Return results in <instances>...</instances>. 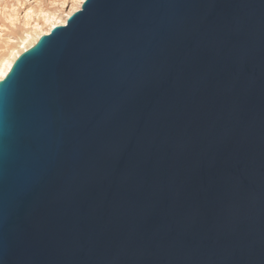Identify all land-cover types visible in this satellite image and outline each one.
<instances>
[{
	"label": "water",
	"instance_id": "water-1",
	"mask_svg": "<svg viewBox=\"0 0 264 264\" xmlns=\"http://www.w3.org/2000/svg\"><path fill=\"white\" fill-rule=\"evenodd\" d=\"M0 264H264V0H85L21 52Z\"/></svg>",
	"mask_w": 264,
	"mask_h": 264
},
{
	"label": "rangeland",
	"instance_id": "rangeland-1",
	"mask_svg": "<svg viewBox=\"0 0 264 264\" xmlns=\"http://www.w3.org/2000/svg\"><path fill=\"white\" fill-rule=\"evenodd\" d=\"M73 3L74 0H0V56L8 53L9 46L19 45L24 32L35 23L46 29L44 15L62 17L71 11Z\"/></svg>",
	"mask_w": 264,
	"mask_h": 264
},
{
	"label": "bare ground",
	"instance_id": "bare-ground-1",
	"mask_svg": "<svg viewBox=\"0 0 264 264\" xmlns=\"http://www.w3.org/2000/svg\"><path fill=\"white\" fill-rule=\"evenodd\" d=\"M85 0H74L72 9L67 14L63 15L62 17L57 16H48L44 15V25H47V28L44 29V27H40L38 23L34 24V27L31 28V30H26L23 34V36L20 38L21 43L19 45H12L8 47V53L5 55L0 56V80L6 76L8 71L10 70L14 60L19 56L21 52L31 47L35 42L38 40V38L42 34L49 33L50 30L58 24H66L68 17L76 10L80 9L82 7V4ZM33 26V25H32ZM8 43L10 41H7Z\"/></svg>",
	"mask_w": 264,
	"mask_h": 264
}]
</instances>
